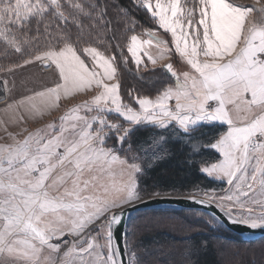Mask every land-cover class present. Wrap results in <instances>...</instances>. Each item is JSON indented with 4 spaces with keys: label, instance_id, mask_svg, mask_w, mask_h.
<instances>
[{
    "label": "snow or ice",
    "instance_id": "1",
    "mask_svg": "<svg viewBox=\"0 0 264 264\" xmlns=\"http://www.w3.org/2000/svg\"><path fill=\"white\" fill-rule=\"evenodd\" d=\"M133 9L171 34L188 66L174 69L163 62L169 53L153 56L131 35L127 51L136 73L163 67L174 78L154 98L129 89L135 105L125 101L116 61L105 55L119 44L122 28L138 26ZM0 57L11 58L0 64V95L13 92L8 76L37 63L57 80L35 95H90L72 109L84 114L67 126L68 117H61L51 132H29L22 142L9 133L13 143L0 148V264H160L147 248L140 259L127 233L123 246L114 236L125 209L181 193L143 187L148 170L164 158H147L143 145L133 147L132 127L144 122L161 129L175 123L184 132L197 122L225 123L227 131L213 144H200L220 153L200 171L224 179L226 187L197 185L188 198L214 205L232 223L264 229V0H130L127 6L122 0H0ZM30 99L12 97L3 111L20 124L25 116L15 111ZM106 112L128 123L110 121ZM190 143L195 152L199 142ZM206 248L207 241L193 244L181 264H200L198 252ZM230 264H264V248L259 259Z\"/></svg>",
    "mask_w": 264,
    "mask_h": 264
},
{
    "label": "trees",
    "instance_id": "2",
    "mask_svg": "<svg viewBox=\"0 0 264 264\" xmlns=\"http://www.w3.org/2000/svg\"><path fill=\"white\" fill-rule=\"evenodd\" d=\"M122 3L127 6L130 4V0H122ZM133 12L137 16V23L142 29L157 30L158 27L155 22L151 21V18L143 10L133 9ZM135 33H137L136 27L132 31L122 28L119 34V44L115 47L109 46L106 51L102 47L101 51H105L107 56H114L117 62V51L120 50L119 48H123L122 45L128 37ZM113 44H116V42L113 41ZM123 52L122 54H125ZM124 56L128 60L129 69L134 71L135 66L131 58L127 54ZM3 59L6 60V63L0 62L7 64L11 58ZM116 64L120 67V63ZM128 86L123 83L122 90L126 94L124 96L125 101L131 102L132 97L127 93L133 87V83L128 84ZM135 90L137 91V89ZM139 91L137 92L139 93ZM224 128V126L218 124H205L196 128L197 132L194 136L196 141L201 142L202 145H211ZM129 135L133 147L141 145L145 147L146 151L143 155L147 158L164 156L163 159L156 161L153 167L148 170L147 177L142 180L143 187L149 191L158 189L161 192H168L172 189H179L181 193H171L170 195H188L187 192L197 185L201 188H215L218 185L216 181L200 171V166L202 163L218 160L219 154L210 149L209 146L203 147L200 144L199 148L193 152L189 144L178 138V135H182V132L177 127L160 129L156 126H140L134 128ZM159 136H163L165 139L155 142L150 140V137ZM154 144H159L160 148L153 152L152 147H154ZM165 153H168V155H164ZM189 159L192 160V163H189ZM211 219L209 215L203 212L153 209L134 214L129 219L128 225L132 227L135 222L138 224L136 228L139 227L137 231L139 235L135 240L137 243L134 241L136 243L135 247L138 248L140 245L141 249L152 250V254L159 259L160 264H181L182 256L186 254L187 250L192 248L193 244L199 248L201 241H207V248L198 252L200 264H223L213 239L217 241L227 240L239 247L246 248L264 243V238L255 241H244L224 227L213 228L210 224ZM141 222L144 223L142 226H140ZM140 258L142 260L146 259L143 253L140 254Z\"/></svg>",
    "mask_w": 264,
    "mask_h": 264
},
{
    "label": "rangeland",
    "instance_id": "3",
    "mask_svg": "<svg viewBox=\"0 0 264 264\" xmlns=\"http://www.w3.org/2000/svg\"><path fill=\"white\" fill-rule=\"evenodd\" d=\"M239 2L253 3L254 0H239ZM136 31L137 33H135V35L138 36V43H141L142 50H146L150 52L153 56H157V57L161 54L162 51L169 53L168 55L165 56V59L163 61L164 63L171 62L173 63L174 69L187 70L188 66L185 64V62L182 60L179 54L175 53V46L172 43V37L170 33H165L162 29L159 28H157V30L154 29L152 30L150 28L142 29L139 24L136 27ZM130 37L131 36H129L127 41H125V43L122 45L123 48H119L120 50L117 51L118 56L116 59L118 61L116 63H120V67H118V75L120 77V83H121V94H123L122 96L126 95L122 90L123 83L125 86L126 85L128 86V84L130 85L131 83H133L132 88L134 89L132 88L131 89L132 90L137 89V91L140 90L139 93L135 90L137 94L149 95L154 98L155 95L158 92H160L163 88L172 85L174 83V78L172 77L171 73H169L163 67L157 68L154 71H150L149 73H143L142 75L136 73L135 69L134 71H131L128 67V60H127V64H125L126 57L124 56L127 54L131 58V53L127 51L128 46L130 44ZM147 41H151L152 43L151 44L142 43ZM165 44H167L168 46L167 48L164 47ZM122 52L125 54H122ZM110 57H112L115 60L114 56H110ZM0 61L2 63H6L5 62L6 60L3 59L2 57H0ZM1 62L0 64H2ZM119 69L123 71L121 72V70L119 71ZM97 71L102 72L101 69H97ZM3 78H4V74L0 73V79ZM7 79L10 82V87L13 85L14 82V89L13 92L11 93L6 91L3 95H0V148L13 143V141L9 136V133L17 134V138L22 142L23 139L27 137L29 132H32L34 134H40L45 129L48 132H51V128H49V125L55 123L57 126H60L61 117H68V119L65 120L64 122L65 126H67V124L72 120H74L75 117L81 116L85 112V109L80 108L79 112L73 113L72 109L75 108L77 105H82L85 99L90 98V95L86 92H70L66 95L64 94L63 90H61L60 92L59 100H56L54 95L51 96L48 94H46L45 96L35 95V92L45 91L49 87H55V83L57 80V77L52 74L50 69L45 68L42 64L39 63H37L34 66H25V68H23L22 70H17L15 76H8ZM22 96H28L31 97V99L27 102V105L25 107H21L20 110L15 111V115H20V113L23 112L25 116V121L21 122L20 124H16L13 122V112L10 111L9 113L5 114L3 108L6 102L12 103V97H14L16 100H19L22 98ZM131 102L133 105H135V101L132 98H131ZM104 115L110 121L120 119L122 120L120 121L121 124L128 123L114 112H106L104 113ZM5 121H8L7 132H5L4 130ZM205 124H218L220 126L225 127L223 131L219 134L217 139L227 131V127H228L225 123L216 122V121H213L212 123L197 122L195 125H192L190 127V130L188 132L181 131L182 135H178V138L184 142L187 141L186 143L192 147L190 142L196 141V137L194 136V134L197 132L196 128ZM140 126L144 127V126H156V125L153 123L149 125L136 124L132 127V130ZM172 126L177 127L175 124L172 123L167 128L164 129H168ZM25 129H27V131H25ZM113 139L114 137H110L109 143H111ZM199 144H201V142H199ZM199 144H197V149L199 148ZM159 148H160L159 144H154L152 150L154 152L156 150H159ZM209 148L217 152L220 156V153L216 149L210 146ZM206 176L217 182L218 185L214 189L219 191L220 189L226 187V181L224 179L209 175ZM186 211H194V210H186ZM211 220L212 222L210 224L211 226H213V228L223 227L214 218H212ZM143 224L144 223L141 222L140 226H142ZM136 226H138V224H136L135 222L133 223L132 227L127 225V235L129 237V247L136 249L137 254L140 257V254L143 253V249L140 248V245L138 246V248H136L135 244L137 243V241H135L136 243H134L131 240L134 230L136 232V235L137 236L139 235V233L137 232L139 227L136 228ZM213 242L216 244L217 252L223 264H230V262L239 261L242 258L243 259L247 258L249 260L253 258L259 259L261 254V249L264 248V243L260 245H255L250 248H246V247H239L235 243L233 244L231 242H228L227 240L225 241L222 239L219 241L213 239Z\"/></svg>",
    "mask_w": 264,
    "mask_h": 264
},
{
    "label": "water",
    "instance_id": "4",
    "mask_svg": "<svg viewBox=\"0 0 264 264\" xmlns=\"http://www.w3.org/2000/svg\"><path fill=\"white\" fill-rule=\"evenodd\" d=\"M152 209L194 210L203 212L217 220L219 224L229 231L240 236L244 241H255L264 237V229L252 230L243 224L232 223L229 221L228 217L214 205L206 206L196 203L189 199L188 195H161L160 198L151 199L145 203L124 210L120 223L114 226L116 242L123 246L124 235L127 233V225L130 217L140 211Z\"/></svg>",
    "mask_w": 264,
    "mask_h": 264
},
{
    "label": "crops",
    "instance_id": "5",
    "mask_svg": "<svg viewBox=\"0 0 264 264\" xmlns=\"http://www.w3.org/2000/svg\"><path fill=\"white\" fill-rule=\"evenodd\" d=\"M145 59H146V57H145ZM207 123H212V122H207ZM149 124H152V123L144 122V123H140L139 125H149ZM173 124H175V123H173Z\"/></svg>",
    "mask_w": 264,
    "mask_h": 264
},
{
    "label": "bare ground",
    "instance_id": "6",
    "mask_svg": "<svg viewBox=\"0 0 264 264\" xmlns=\"http://www.w3.org/2000/svg\"><path fill=\"white\" fill-rule=\"evenodd\" d=\"M131 218V217H130Z\"/></svg>",
    "mask_w": 264,
    "mask_h": 264
}]
</instances>
